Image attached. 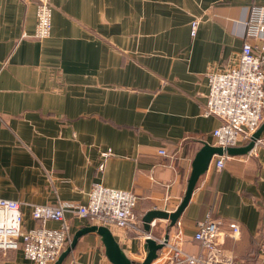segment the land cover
<instances>
[{
  "label": "crops",
  "instance_id": "obj_1",
  "mask_svg": "<svg viewBox=\"0 0 264 264\" xmlns=\"http://www.w3.org/2000/svg\"><path fill=\"white\" fill-rule=\"evenodd\" d=\"M36 1L0 0V197L21 203L23 229L41 224L31 205L84 204L94 182L134 192L140 220L150 209L173 211L195 153L220 124L202 115L206 74L236 65L244 22L264 19V0H51L43 39L33 36ZM207 214L221 221L222 257L264 264V131L248 153L200 176L174 225L157 218L150 232L177 233L198 253L193 234ZM66 219L71 238L91 225ZM230 222L240 228L234 238ZM112 233L130 259H144L143 237ZM107 263L93 232L62 262ZM0 264L35 263L18 248L0 251Z\"/></svg>",
  "mask_w": 264,
  "mask_h": 264
},
{
  "label": "built area",
  "instance_id": "obj_2",
  "mask_svg": "<svg viewBox=\"0 0 264 264\" xmlns=\"http://www.w3.org/2000/svg\"><path fill=\"white\" fill-rule=\"evenodd\" d=\"M36 2L33 36L43 39L51 32L52 5L51 0ZM263 14L261 9L262 17ZM244 25L246 32L236 65L223 72L206 74L207 95L202 115L220 119V124L212 131V145L222 148L248 143L264 119V19H258L255 24L245 21ZM197 26L198 20L193 19L190 23L192 35L196 34ZM158 153L166 155L167 152L162 148ZM101 154L106 157L110 151ZM228 157L225 152L215 155L209 167L222 169ZM102 168L103 164H100L99 170ZM137 201L138 197L132 191L94 182L84 204L58 201L55 204L31 205L32 219L41 221V224L23 229L21 203L0 197V251L21 248L26 260L35 264H53L71 240L66 219V214L69 213L89 218L91 224L106 226L111 232H132L144 240L153 238L162 244L157 258L152 262L155 264H234L231 258L221 256V242L218 240L220 220L207 214L196 223L193 239L201 250L194 253L182 248L181 238L177 233L173 236L168 234L167 239L151 232L146 233L142 221L134 213ZM46 221L58 222L59 226L48 227L45 225ZM151 225H154V221ZM228 227L230 236L234 238L238 235L240 228L236 222L228 223Z\"/></svg>",
  "mask_w": 264,
  "mask_h": 264
},
{
  "label": "water",
  "instance_id": "obj_3",
  "mask_svg": "<svg viewBox=\"0 0 264 264\" xmlns=\"http://www.w3.org/2000/svg\"><path fill=\"white\" fill-rule=\"evenodd\" d=\"M264 131V119L257 130L253 133L248 143L242 146L222 148L215 146L207 142H202L201 147L195 153L192 162L191 169L187 179L186 188L180 203L173 211H165L161 209H150L144 213L141 217L142 226L146 233L150 232L151 222L154 219H167L169 226L174 225L178 220L184 209L186 208L194 187L200 178L209 168L210 161L215 155H222L224 152L229 155H241L246 154L253 149L255 143L259 140L261 133ZM96 233L104 248V254L110 264H151L158 256V250L162 247V244L156 242L153 238H146L144 240L143 247L146 251V255L141 262L130 259L123 251L111 230L103 225L91 224L81 227L72 236L67 247L60 253L58 258L53 264H62L65 257L74 248L78 238L87 233ZM168 238V233L164 235V239Z\"/></svg>",
  "mask_w": 264,
  "mask_h": 264
},
{
  "label": "rangeland",
  "instance_id": "obj_4",
  "mask_svg": "<svg viewBox=\"0 0 264 264\" xmlns=\"http://www.w3.org/2000/svg\"><path fill=\"white\" fill-rule=\"evenodd\" d=\"M190 34H191V32H190ZM191 36H194V35L191 34ZM68 244H69V243H68Z\"/></svg>",
  "mask_w": 264,
  "mask_h": 264
}]
</instances>
